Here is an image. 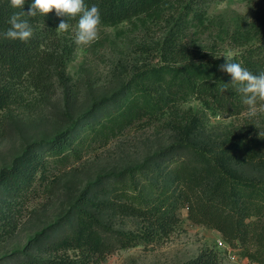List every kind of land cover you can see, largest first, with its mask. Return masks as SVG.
Masks as SVG:
<instances>
[{
  "label": "rangeland",
  "instance_id": "1",
  "mask_svg": "<svg viewBox=\"0 0 264 264\" xmlns=\"http://www.w3.org/2000/svg\"><path fill=\"white\" fill-rule=\"evenodd\" d=\"M174 4L159 21L134 19L116 27L99 25L97 39L88 45L75 42L77 24L59 30L57 51L65 66L45 91L28 81L11 87L0 77V95L7 97V106L0 111V264L76 260L80 254L70 244L48 250L42 243L50 239L51 230L63 225L89 183H103L179 142L214 152L257 131L259 127L253 129L252 123L264 125V104L233 117L191 99L177 114L168 113L147 128L129 129L107 146L83 140L74 148L18 163L29 145L50 143L94 103L118 92L141 72L230 59L242 50L233 40L235 32L264 29V0H175ZM187 11L198 16L188 18ZM202 15L204 23L199 24L197 17ZM252 35L250 44H258L260 35L258 39ZM221 166L233 178L264 185V153L254 160L241 155L224 158ZM153 170L137 176L135 187L145 189L153 183L180 194L181 186L170 170L159 164ZM93 199L103 205L112 201L113 194L103 190ZM96 209L104 222L120 232L142 235L147 231V222L119 209ZM177 216L180 226L168 237L140 241L104 262L91 260L89 264H191L207 250L218 254L220 264H254L243 258L241 249H234L238 258L231 261L227 250L218 248L221 234L192 224L186 208H179Z\"/></svg>",
  "mask_w": 264,
  "mask_h": 264
},
{
  "label": "trees",
  "instance_id": "2",
  "mask_svg": "<svg viewBox=\"0 0 264 264\" xmlns=\"http://www.w3.org/2000/svg\"><path fill=\"white\" fill-rule=\"evenodd\" d=\"M174 1L85 0L89 7L97 5L101 14L100 26L104 27H116L134 19L162 20L166 12L174 8ZM30 2L26 0L25 12ZM18 11L22 10L12 9L9 0L0 2V77L5 78L11 87L15 82L28 81L37 90L45 91L55 80V75L60 77L65 66V59L57 51V26L61 18L56 16L55 11L46 18L39 14L35 17L22 16L33 27V37L29 42L22 43L4 36L11 26L10 17ZM192 14L198 16L197 13L186 12L188 18ZM203 17H197L199 24L204 23ZM68 23L70 26L77 24L78 17L70 18ZM252 33L257 34L256 38L260 35L258 38L261 41L256 45L250 44L254 38ZM233 40L242 50L228 60L240 63L253 74L264 71V29L237 31ZM225 62L226 59H217L147 69L126 82L118 92L94 103L87 113L72 121L50 143L36 147L29 145L18 163H29L35 157L74 148L83 140L107 146L129 129L147 128L168 113L177 114L181 105L191 99L220 114L240 116L249 107L243 103L241 94L233 85H225L230 82L229 75L221 70ZM4 96L0 95V111L7 106V97ZM66 101L70 103L67 98ZM259 104H264V101H258L257 107ZM251 126L259 128L218 151L207 152L183 141L162 149L142 164L108 177L103 183H89L72 205L70 216L63 225L55 231L51 230L50 239L42 243L48 250L70 244L80 255L76 260H33L26 263L104 262L116 251L135 247L140 241L168 237L179 228L181 221L177 211L183 207L188 210V219L192 224L219 232L228 246L241 249L244 259L264 264V185L233 178L221 166L224 158L241 155L244 159L254 160L264 153V125L252 123ZM157 164L170 170L181 186L180 194L153 183L145 189L135 187V178L151 172ZM20 175L16 172L15 178L20 180ZM131 185L134 190H131ZM208 185L211 188H207ZM103 190L111 192L113 199L106 205H97L93 198ZM96 207H101L103 211L116 208L128 216L142 219L147 222V231L142 235L120 232L100 218L101 211L98 212ZM219 260L217 253L207 250L191 264H220Z\"/></svg>",
  "mask_w": 264,
  "mask_h": 264
},
{
  "label": "clouds",
  "instance_id": "3",
  "mask_svg": "<svg viewBox=\"0 0 264 264\" xmlns=\"http://www.w3.org/2000/svg\"><path fill=\"white\" fill-rule=\"evenodd\" d=\"M26 0H9L12 9H21L10 17V27L4 36L11 41L27 43L33 37V27L24 15L35 17L37 14L47 17L55 11L60 17L57 29L67 31L70 27V18H77V31L75 42L78 45H88L98 37V27L101 24V14L96 4L90 7L85 0H31L28 11H24ZM221 70L229 75L230 82L225 85H233L241 94L242 101L249 107V111H255L258 101H264V71L253 74L240 63L229 61L221 65Z\"/></svg>",
  "mask_w": 264,
  "mask_h": 264
},
{
  "label": "built area",
  "instance_id": "4",
  "mask_svg": "<svg viewBox=\"0 0 264 264\" xmlns=\"http://www.w3.org/2000/svg\"><path fill=\"white\" fill-rule=\"evenodd\" d=\"M218 248L223 250V251H226L228 252V258L233 261V262H236L237 261V258H238V253L234 250V249H231L230 247H228V245L223 242V241H219L218 243Z\"/></svg>",
  "mask_w": 264,
  "mask_h": 264
}]
</instances>
